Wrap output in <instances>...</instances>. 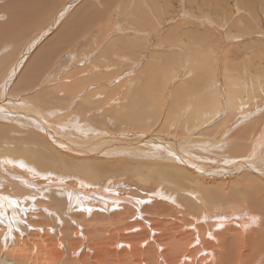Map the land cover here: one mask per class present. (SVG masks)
Segmentation results:
<instances>
[{"label": "bare ground", "instance_id": "obj_1", "mask_svg": "<svg viewBox=\"0 0 264 264\" xmlns=\"http://www.w3.org/2000/svg\"><path fill=\"white\" fill-rule=\"evenodd\" d=\"M25 1L30 0L0 4V16L24 8L21 2ZM89 3L86 0L66 17L64 23L72 21L75 26L66 25L60 44L72 30L82 27L86 15L91 14L88 25L95 19L97 12L86 10ZM8 22H0L1 33L7 31L2 26ZM31 49L32 45L29 53ZM54 53L55 48L49 50V57ZM11 59L9 55L0 60V71ZM21 61L8 77L0 76V264H264V122L257 127L240 126L251 116L260 117L263 109L252 110L255 115L250 110L240 122L220 132L221 126L215 124L223 118L218 103L212 111L218 115L212 117L214 126L191 118L186 133L185 128L171 131L168 123L152 131L147 123L152 109L147 104L157 101L159 94L149 88L139 90L142 94L136 104L135 93L130 104L123 103L110 115L108 108L98 125H92L87 123L86 106L106 105L109 98L101 101L96 96L111 90L91 89L73 107L67 104L83 81L17 98L11 94L31 89L41 79L26 70L6 94ZM203 68H198L199 78ZM180 88L174 89L168 110L181 112V106L190 104L185 95L176 98ZM202 92L187 108L189 115L211 114L203 104L210 95ZM249 101L253 100L245 98L242 107L251 109ZM179 102L186 104L175 106ZM229 109L238 113L233 101ZM113 119L125 123L127 130L119 123L110 126ZM29 128L32 144L21 135ZM175 133L183 134L171 135ZM68 146L89 156L77 158L65 149ZM128 169L130 173L125 172Z\"/></svg>", "mask_w": 264, "mask_h": 264}, {"label": "rangeland", "instance_id": "obj_2", "mask_svg": "<svg viewBox=\"0 0 264 264\" xmlns=\"http://www.w3.org/2000/svg\"><path fill=\"white\" fill-rule=\"evenodd\" d=\"M9 1H16L17 3L20 0H0V4H6ZM78 1L45 0L44 3V0H30L21 2V4H26L25 7L20 6L21 8L15 13L12 10L1 14L0 22L8 20L9 22L2 26L7 29L5 34L0 32V60L12 55L11 61L0 71L2 80L5 75L8 77L19 63L18 61L22 59L6 94L9 93L17 78L20 79L25 76L27 70L28 74L37 73L36 75H40V83L36 84L35 88L26 89L11 94V96L29 97L41 90H50L57 85L69 86L78 81H83L84 83H78L81 84L79 90L73 94L70 103L67 104V106L73 107L75 105L73 103L78 98L79 102L84 101L91 89L102 91L105 88V90H111L110 94H106L107 96L101 92L96 96V99L101 101L109 98L106 105L96 109H89L90 106H86L87 109L81 108L84 114H86V110L89 113L87 123H92V125H98L97 120L104 117L108 108L111 110L109 115L112 110L113 112L119 111V107L123 103L130 104V98L137 94L135 101H133L136 104V100L143 90L146 91L149 88V92L159 94L156 103L152 100L147 104L152 109L149 110L147 119L152 131L160 128L163 123H168L170 129L173 128L171 131H180L185 128L183 132L186 133L189 129L187 126L190 122L189 119L192 118L193 122H197L199 118H202L207 121L206 126H214L215 124L221 126V132L222 129L240 122L242 116L256 108L263 109L258 113L259 116L262 115L257 118L251 116L246 121L247 123L240 126L245 127L251 123L256 124L254 127H257L258 124L261 125L260 123L264 122V0H126V2L125 0H104L105 2L87 0L91 3V7L86 8V10L90 13L97 12V16H94L95 19L89 20L91 26L87 24L91 14L85 16L86 20H84L83 15L85 23L82 24V27H79L77 32L70 29L73 33L67 35L65 42L61 41L60 44L62 39L60 34L62 35L66 25L70 28L75 26L72 21H70V25L69 21L65 24L66 17H71L74 10L80 4L83 5L86 0ZM29 5L31 6L29 7ZM19 11H23L22 14ZM12 15L14 17H11ZM55 32L58 36L54 34ZM52 43L56 44L53 45ZM30 44L32 49L29 53ZM53 48H55V53L49 57L48 52ZM128 50L132 52L129 53ZM46 57H48V61ZM199 67H204L202 78H199L198 75ZM98 77L101 79H95ZM45 79L47 80L45 81ZM194 81L201 82H198L197 87H190ZM178 86H182V88L176 89V98L185 95L187 103H190L188 107L195 100H199V94L202 91L209 94L210 96L205 97L203 104L204 107L210 109L211 114L192 112L193 114L189 115L187 113L188 107L181 106L185 105L186 102L174 103L177 107L181 106V112L179 109L168 110L171 101H173L171 95ZM213 86L217 88L213 90ZM139 90L142 92L140 93ZM162 92H165L164 95ZM125 93L127 96H124ZM245 98L253 100L251 103L248 102L251 109L242 107ZM127 100L129 101L127 102ZM231 101H233L238 113L230 111L229 104ZM218 103L220 116L223 118L221 122L215 123L214 119L218 115L212 114V111H216L213 107L218 106ZM227 110L230 111V116ZM92 114L97 115L98 118L94 116V119H91ZM251 114L255 115L254 111ZM208 119L210 120L208 121ZM151 120L154 121L151 122ZM212 121L215 124H212ZM171 122L174 123L173 126ZM79 123L82 124L83 121L81 120ZM116 123L119 122H115L113 119V122L108 124L113 126ZM117 125L127 130L125 123ZM73 126L77 127L76 125ZM131 126L133 125L131 124ZM240 126H237L238 129L236 130H239ZM246 127L251 128L250 126ZM29 130L32 129L29 128L28 132L21 133L28 140L30 138L27 136L30 133ZM233 130L234 128L230 134L234 132ZM182 134L171 135L180 138ZM33 135L35 139V134L30 136ZM31 141L30 138L28 143L32 144ZM28 143L25 142L26 145ZM65 149L77 158L89 156L81 155L72 146ZM138 161H144V159H138ZM125 172L130 173L129 169ZM125 175L131 179L129 174L125 173ZM92 201L93 199L88 202ZM10 247L9 251L15 252Z\"/></svg>", "mask_w": 264, "mask_h": 264}]
</instances>
